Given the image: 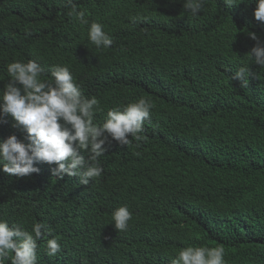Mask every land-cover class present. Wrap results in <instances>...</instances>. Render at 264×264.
I'll list each match as a JSON object with an SVG mask.
<instances>
[{
  "label": "trees",
  "instance_id": "1",
  "mask_svg": "<svg viewBox=\"0 0 264 264\" xmlns=\"http://www.w3.org/2000/svg\"><path fill=\"white\" fill-rule=\"evenodd\" d=\"M108 110L81 147L78 118ZM12 129L35 160L86 163L52 183L30 161L3 170L0 147V264H57L35 221L97 264H264V0H0V138Z\"/></svg>",
  "mask_w": 264,
  "mask_h": 264
},
{
  "label": "clouds",
  "instance_id": "2",
  "mask_svg": "<svg viewBox=\"0 0 264 264\" xmlns=\"http://www.w3.org/2000/svg\"><path fill=\"white\" fill-rule=\"evenodd\" d=\"M23 90L41 93L40 96L33 94L32 101L35 99V103L42 102L45 104H51L50 94L46 93L49 90L42 88L41 91L36 89L34 90L33 88H26ZM81 90H82L81 88L77 89L78 92ZM24 100L29 103L31 101V94L26 95L24 97ZM88 114L90 119H88L86 115H82L81 117L78 118V121L82 122L78 124L79 128L82 130L81 131L82 134L77 139L81 147L85 142V140L88 138H90L88 140H91V143L96 142L92 139L98 138L100 136L99 131L103 129L102 122L109 120V122L112 124L116 119V114L114 113V111L111 110H108L103 114H99V113L91 114L89 112ZM11 134L22 138L20 139L15 138L16 140H14L11 139L9 135L8 136L5 135L3 138H0V147L7 151L5 158H2L5 161L2 164V168L8 173H10L14 168L17 170L23 169L22 167L13 164L30 161V165L38 167L39 164L42 166V168H44L47 171V176L49 179L44 178L45 181L47 180L48 182L59 183V181L57 180L63 179V184H64V183H69L71 180H76L75 178L78 176V174L81 173L84 167L83 165L86 163V161L84 163L77 162V159H75V156L77 154H75L74 149H72L69 153L59 154L56 157V160H54L53 158L51 160H46L41 157L39 158L37 154L33 152V154L37 156V160H35L34 157H30V155H32L30 150L31 146L25 140L24 138L25 136L22 133L15 131L14 129H12ZM93 154H96V152L91 151L87 155L90 156ZM53 170L56 171L57 173L56 176L51 175V172ZM96 178L98 177L95 176L87 177L84 182H80V184L82 185L80 189H86L92 186L93 184H95V182L98 181V179ZM60 191L63 192V187L60 190V184H59L58 192L60 193ZM58 210H60V212L62 213V206L58 207ZM113 211L114 209H111L109 211V223L106 229L100 231L101 235L99 237H95L94 240H99L101 241V243L106 242L111 237V234L114 233L115 224L113 223V217H114ZM3 222L4 220H0L1 228H2L1 225L5 226ZM35 223H37V225H35V228L37 234L39 235L38 241L42 242L49 251L55 254V256H57L60 253L57 259V264H97V254L95 253V257H94V252L89 244L80 243L73 247V243L70 244L66 243L64 246H62L63 241L61 238H58L53 233H51L48 227L43 228L40 221H35ZM61 224L65 227L64 219L61 221ZM43 236H48L50 238V243L47 242ZM35 237L36 236L30 235L29 228L26 227V229H24L19 226L18 228L13 230V232L11 233V237L9 238L10 241H15L16 244L18 245V247L15 246L16 249L18 250V251L16 250L18 253L26 254L29 253V251L31 250L30 246L33 245L31 242L36 241Z\"/></svg>",
  "mask_w": 264,
  "mask_h": 264
}]
</instances>
